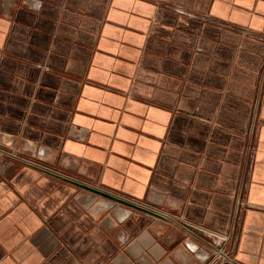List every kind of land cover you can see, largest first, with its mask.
Segmentation results:
<instances>
[{"label":"crops","instance_id":"0c3cea01","mask_svg":"<svg viewBox=\"0 0 264 264\" xmlns=\"http://www.w3.org/2000/svg\"><path fill=\"white\" fill-rule=\"evenodd\" d=\"M229 229L264 264V0H0V264H212Z\"/></svg>","mask_w":264,"mask_h":264},{"label":"built area","instance_id":"2783aa9c","mask_svg":"<svg viewBox=\"0 0 264 264\" xmlns=\"http://www.w3.org/2000/svg\"><path fill=\"white\" fill-rule=\"evenodd\" d=\"M240 203V200L238 201ZM210 240L213 250L210 254L212 264H226L233 261V232L232 229L226 232H210Z\"/></svg>","mask_w":264,"mask_h":264},{"label":"water","instance_id":"95a60500","mask_svg":"<svg viewBox=\"0 0 264 264\" xmlns=\"http://www.w3.org/2000/svg\"><path fill=\"white\" fill-rule=\"evenodd\" d=\"M60 178H62V177H60ZM62 179L66 180V181H69L70 183H72V184H74V185H76L78 187H81V188H84L86 190H89V191H91V192H93V193H95L97 195H100L102 197H105L107 199L122 203L124 205H127V206L133 208V209H137V210L143 211V212H145L147 214H150L152 216H155V217H158V218H162L161 214H159V213H157V212H155V211H153V210H151L149 208H146V207L141 206V205H139L137 203L122 199L120 197H117L115 195L107 193V192H105V191H103L101 189H98L96 187H93V186H90V185H86L84 183H81V182H78V181H74V180H70V179H66V178H62Z\"/></svg>","mask_w":264,"mask_h":264}]
</instances>
